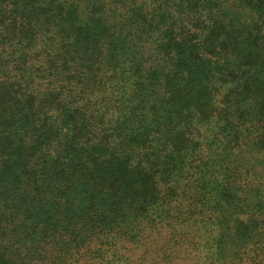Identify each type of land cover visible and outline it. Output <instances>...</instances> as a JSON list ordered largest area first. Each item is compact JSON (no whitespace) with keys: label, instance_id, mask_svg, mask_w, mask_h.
Here are the masks:
<instances>
[{"label":"trees","instance_id":"trees-1","mask_svg":"<svg viewBox=\"0 0 264 264\" xmlns=\"http://www.w3.org/2000/svg\"><path fill=\"white\" fill-rule=\"evenodd\" d=\"M264 264V0H0V264Z\"/></svg>","mask_w":264,"mask_h":264},{"label":"rangeland","instance_id":"rangeland-1","mask_svg":"<svg viewBox=\"0 0 264 264\" xmlns=\"http://www.w3.org/2000/svg\"><path fill=\"white\" fill-rule=\"evenodd\" d=\"M158 264V263H156ZM159 264H189V263H185V262H181V261H176V262H173V263H164V262H161Z\"/></svg>","mask_w":264,"mask_h":264}]
</instances>
